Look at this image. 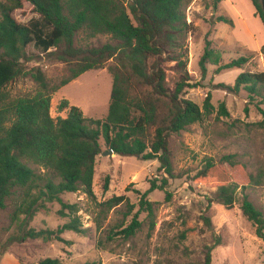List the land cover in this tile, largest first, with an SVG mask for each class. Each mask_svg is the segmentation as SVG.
I'll return each instance as SVG.
<instances>
[{
	"label": "rangeland",
	"instance_id": "374dc122",
	"mask_svg": "<svg viewBox=\"0 0 264 264\" xmlns=\"http://www.w3.org/2000/svg\"><path fill=\"white\" fill-rule=\"evenodd\" d=\"M132 0H126L130 4ZM184 13L190 28L181 37L179 48L169 52L185 62L180 69L176 61L163 63L165 86L174 94L177 84L188 79L190 87L183 98L203 108L208 96L214 111L198 123L188 126L168 138L175 178L168 179L166 191L155 190L147 200L154 204L153 216L141 210L140 194L150 189L151 181L161 183L168 177L159 170L158 159L110 155L105 140L101 139L102 153L96 158L93 195L81 187L76 193L62 196L68 204H76L87 235L67 231L63 237L72 242L29 240L7 245L17 234L11 224L14 204L9 202L0 210V243L6 245L0 264H37L43 258H59L63 264H206L210 252L212 264H264V240L257 228L244 216L241 205L244 195L264 216V178L259 186L250 185L249 173L264 171V92L262 97H249L248 92H232L236 78L242 72H264V24L250 0H185ZM1 16V15H0ZM18 22L27 24L37 15L30 4L14 14ZM208 41L214 54L203 74L200 60ZM116 45L111 35L89 37L77 34L74 47L81 50ZM65 44L48 52L30 44L26 58L21 61L26 75L16 77L5 87L7 101L32 98L42 91L31 73L40 69L50 88L69 76L71 65L60 59ZM248 58L242 68L218 72V68L234 59ZM71 59V58H70ZM72 61H75L74 59ZM110 68H122L118 60L109 59L103 68L90 70L78 79L51 94V116L66 118L68 109L61 110L63 101L79 107L84 116L104 120L108 115L114 76ZM129 99L135 102H153L156 121L147 125L143 139L152 146L156 130L167 125L169 99L158 96L153 89L135 77H126ZM224 105L228 116L220 114ZM142 113H138L140 115ZM233 157V164L224 161ZM214 167L208 175L212 181L201 183L198 174L207 160ZM45 174L43 167L32 166ZM108 188H105L106 179ZM239 186L237 202L231 209L207 198L213 197L221 184ZM245 187V189H243ZM124 196V202L109 208L108 201ZM61 206L50 203L40 210L29 226L36 230H56L71 217L58 214ZM138 213L141 223L135 235L122 232ZM205 218H209L208 226Z\"/></svg>",
	"mask_w": 264,
	"mask_h": 264
},
{
	"label": "trees",
	"instance_id": "16d2710c",
	"mask_svg": "<svg viewBox=\"0 0 264 264\" xmlns=\"http://www.w3.org/2000/svg\"><path fill=\"white\" fill-rule=\"evenodd\" d=\"M221 1L215 0L216 3ZM250 1L264 24V0ZM27 3L37 18L23 24L14 14ZM184 5L185 0H132L128 5L126 0H0V210L7 209L9 202L14 204L10 218L11 224L17 228V234L7 240V245L29 240L71 245L72 242L63 237L65 232L88 234L89 229L76 215L77 205L66 203L62 196L76 193L81 187L93 195L95 164L102 153V138L109 150L116 154L159 160V170L168 177H164L160 184L157 180L151 181L150 189L145 193L137 191L141 196V210L153 216L154 204L147 200L149 193L166 191L168 179L175 178L169 135L180 133L214 111L210 96L203 108L183 98L184 89L190 87L188 79L177 84L174 94H170L165 86L164 62L176 61L180 69L185 67V62L178 56L165 58L179 48L183 33L191 26L187 23ZM80 32L91 38L111 35L117 44L77 49L74 41ZM63 43L66 47L59 57L71 65L69 76L50 88L44 73L37 69L31 75L42 91L32 98L7 101L5 87L16 77L27 74L21 64L26 58V48L34 44L48 52L52 48L59 49ZM213 54L208 41L200 60L203 74ZM113 57L122 68H110L114 81L108 115L104 120L87 119L79 107L71 106L67 100L62 102L60 109H68V116L58 119L51 116L52 93L90 70L103 68ZM247 62L246 57L234 59L220 66L218 72L242 68ZM132 76L170 101L168 124L157 128L151 147L143 135L147 125L155 123L157 107L151 101L142 103L129 99L126 77ZM228 89L234 93L245 90L251 98L262 97L264 72H242ZM139 112L142 114L138 115ZM220 114L229 115L224 105L220 107ZM224 161L234 163L231 156ZM32 166L43 167L47 172L40 174ZM213 167V160H207L197 180L201 183L212 181L208 173ZM249 178L250 185L259 186L264 171L250 172ZM108 183L107 178L106 189ZM238 190L235 183L219 185L213 197L207 198L209 206L216 202L228 209L233 208ZM124 200V196H115L107 203L112 208ZM50 203H58L61 206L58 214L63 218L71 217L70 221L56 230L31 228V220ZM241 210L264 240V216L247 195L243 197ZM205 222L211 225L209 218H205ZM140 227L137 213L122 232L130 237ZM5 246L0 243V257ZM37 264L63 263L59 258L48 257L40 259ZM206 264H212L210 252Z\"/></svg>",
	"mask_w": 264,
	"mask_h": 264
},
{
	"label": "water",
	"instance_id": "95a60500",
	"mask_svg": "<svg viewBox=\"0 0 264 264\" xmlns=\"http://www.w3.org/2000/svg\"><path fill=\"white\" fill-rule=\"evenodd\" d=\"M108 153H109L110 155H112V154L114 153V151H113V150H109Z\"/></svg>",
	"mask_w": 264,
	"mask_h": 264
}]
</instances>
